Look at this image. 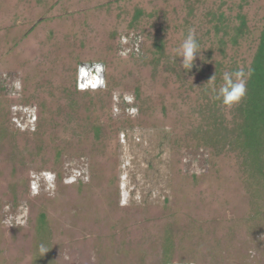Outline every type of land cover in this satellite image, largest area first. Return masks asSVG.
<instances>
[{"label":"rangeland","instance_id":"374dc122","mask_svg":"<svg viewBox=\"0 0 264 264\" xmlns=\"http://www.w3.org/2000/svg\"><path fill=\"white\" fill-rule=\"evenodd\" d=\"M263 28L264 0H0V264H264V147L216 98Z\"/></svg>","mask_w":264,"mask_h":264},{"label":"trees","instance_id":"16d2710c","mask_svg":"<svg viewBox=\"0 0 264 264\" xmlns=\"http://www.w3.org/2000/svg\"><path fill=\"white\" fill-rule=\"evenodd\" d=\"M238 20L241 25L237 31L242 36L245 27L244 17H238ZM225 24L226 22L222 19V27L220 24H216L214 28L216 31L220 28L224 31ZM259 38V45L254 51L248 69L249 74L245 81L246 93L235 108V112L241 113V117L239 121L233 119V130H236L237 135L242 138H251L254 143L258 139L255 144L264 147V28L261 30Z\"/></svg>","mask_w":264,"mask_h":264},{"label":"clouds","instance_id":"9594fccd","mask_svg":"<svg viewBox=\"0 0 264 264\" xmlns=\"http://www.w3.org/2000/svg\"><path fill=\"white\" fill-rule=\"evenodd\" d=\"M175 52L179 58H182L180 67L185 71L191 70L195 57L200 53L194 29L189 30L188 35L183 39L179 48L175 49ZM244 76L243 69L235 72H224L222 76L223 82L219 86L216 98L220 99L222 104L228 106L238 103L246 93ZM210 80L214 81L215 77L212 76ZM41 252L46 253L43 246H41Z\"/></svg>","mask_w":264,"mask_h":264},{"label":"flooded vegetation","instance_id":"af4514ba","mask_svg":"<svg viewBox=\"0 0 264 264\" xmlns=\"http://www.w3.org/2000/svg\"><path fill=\"white\" fill-rule=\"evenodd\" d=\"M87 86L90 88V89H95V88H97V87H99L100 86V84H99V82H93V83H91V84H87ZM77 170H80L79 168H77Z\"/></svg>","mask_w":264,"mask_h":264}]
</instances>
